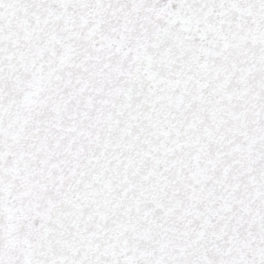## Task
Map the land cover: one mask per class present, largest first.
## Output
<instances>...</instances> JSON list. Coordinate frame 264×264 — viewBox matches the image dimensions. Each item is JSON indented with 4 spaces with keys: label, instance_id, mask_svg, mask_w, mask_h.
I'll return each mask as SVG.
<instances>
[{
    "label": "snow or ice",
    "instance_id": "snow-or-ice-1",
    "mask_svg": "<svg viewBox=\"0 0 264 264\" xmlns=\"http://www.w3.org/2000/svg\"><path fill=\"white\" fill-rule=\"evenodd\" d=\"M0 264H264V0H0Z\"/></svg>",
    "mask_w": 264,
    "mask_h": 264
}]
</instances>
